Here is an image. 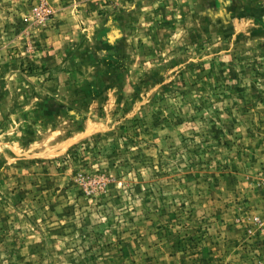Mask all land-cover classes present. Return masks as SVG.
<instances>
[{"label":"rangeland","instance_id":"rangeland-1","mask_svg":"<svg viewBox=\"0 0 264 264\" xmlns=\"http://www.w3.org/2000/svg\"><path fill=\"white\" fill-rule=\"evenodd\" d=\"M0 264H264V0H0Z\"/></svg>","mask_w":264,"mask_h":264}]
</instances>
